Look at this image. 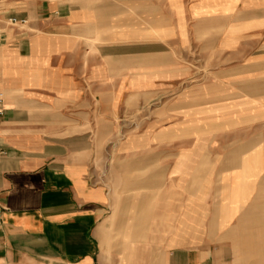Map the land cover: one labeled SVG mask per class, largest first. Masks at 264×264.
Returning a JSON list of instances; mask_svg holds the SVG:
<instances>
[{
  "label": "crops",
  "instance_id": "0c3cea01",
  "mask_svg": "<svg viewBox=\"0 0 264 264\" xmlns=\"http://www.w3.org/2000/svg\"><path fill=\"white\" fill-rule=\"evenodd\" d=\"M240 46L264 0H0V264H264V71L200 68Z\"/></svg>",
  "mask_w": 264,
  "mask_h": 264
},
{
  "label": "rangeland",
  "instance_id": "374dc122",
  "mask_svg": "<svg viewBox=\"0 0 264 264\" xmlns=\"http://www.w3.org/2000/svg\"><path fill=\"white\" fill-rule=\"evenodd\" d=\"M233 47H225L224 49H227L229 51L232 50ZM234 49V48H233ZM245 47L244 46H240L237 48L236 51L234 52H225V53H220V57L225 55V58H231V59H238L237 61H221V62H217L214 60V58H212L210 55H212V52H210V50L208 52H203V61L200 64V68L202 69V73L205 76H208L209 73H211L212 71H232L234 74V79H233V83L235 86H242L245 79V76L248 75V72H251L253 69L255 71L261 69L264 71V63L263 64H259V63H246V62H242L241 60L244 58L243 54L245 53ZM214 54V53H213ZM219 57V58H220ZM251 66L253 67V69H251ZM237 97H243V96H236ZM264 98V96H263ZM225 112H220V117H226L224 116ZM243 114H247L249 118L251 119H259L260 121L264 122V104L263 106H261L260 109H256L255 107H252V109L250 111L247 112H242ZM216 130V133H223V131H226V127L225 126H220L217 128H213Z\"/></svg>",
  "mask_w": 264,
  "mask_h": 264
},
{
  "label": "built area",
  "instance_id": "2783aa9c",
  "mask_svg": "<svg viewBox=\"0 0 264 264\" xmlns=\"http://www.w3.org/2000/svg\"><path fill=\"white\" fill-rule=\"evenodd\" d=\"M27 22L24 20H17L15 18H10L7 20L6 25L9 28L13 29H22L26 26ZM1 102V100H0ZM3 114V109L0 107V116Z\"/></svg>",
  "mask_w": 264,
  "mask_h": 264
}]
</instances>
